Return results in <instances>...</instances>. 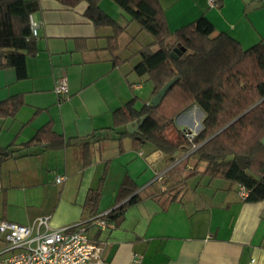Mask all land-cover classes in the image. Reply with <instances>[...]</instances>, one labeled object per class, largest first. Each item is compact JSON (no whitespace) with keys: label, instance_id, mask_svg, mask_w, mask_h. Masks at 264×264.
<instances>
[{"label":"crops","instance_id":"0c3cea01","mask_svg":"<svg viewBox=\"0 0 264 264\" xmlns=\"http://www.w3.org/2000/svg\"><path fill=\"white\" fill-rule=\"evenodd\" d=\"M159 1L172 32L205 17L215 34L226 33L244 50L264 46V0H220L215 7L208 0ZM112 2L101 6L124 29L116 50L110 48L113 28H96L86 16L87 1L70 7L38 0L31 15L39 24L37 53L27 58V78L0 70V102L24 100L14 117H0V222L32 225L49 216L59 228L110 213L114 229L89 230L104 249L105 264H133L137 256L144 264H264V200L243 201L238 184L203 175L205 163L176 165L182 150L168 157L124 136L127 126L115 127L117 109L134 99L140 109L141 99L149 104L154 97L148 76L134 72L153 38ZM61 78L69 88L63 101L54 91ZM49 124L64 148L24 146ZM58 176L65 177L60 184ZM126 178L125 194L135 191L126 199L137 201L114 221L112 211L125 202L118 201ZM98 189L91 212L85 204ZM5 246L0 240V253Z\"/></svg>","mask_w":264,"mask_h":264},{"label":"trees","instance_id":"16d2710c","mask_svg":"<svg viewBox=\"0 0 264 264\" xmlns=\"http://www.w3.org/2000/svg\"><path fill=\"white\" fill-rule=\"evenodd\" d=\"M75 7L88 2L86 16L96 28L112 27V50L118 47V37L123 28L106 14L102 0H61ZM126 15L129 22L137 23L148 32L153 42L140 52L141 61L134 72L148 76L153 84V95L177 78L158 106L144 104L137 109L134 99L114 112L115 127L146 117L138 133L130 135L139 145L150 144L168 157L192 144L185 130L175 126V117L196 106L203 113L201 130L194 144L196 155L205 163L201 172L205 176L224 179L248 189L247 202L264 200V46L256 45L244 50L226 33L215 34L214 25L201 17L175 32L168 26L159 0H112ZM38 0H0V70L14 69L18 80L27 78L26 62L37 53L36 39L32 36L30 17L38 10ZM173 40V42H171ZM182 46L186 49L177 59L172 51ZM158 46L154 51L153 47ZM24 105L23 96L0 102V117H14ZM47 143L54 149L64 148V139L57 135L52 125H46L24 146ZM140 147V146H138ZM122 183L119 205L112 211V220H118L126 208L137 201L129 199L135 191ZM100 189L91 191L85 208L96 212Z\"/></svg>","mask_w":264,"mask_h":264},{"label":"built area","instance_id":"2783aa9c","mask_svg":"<svg viewBox=\"0 0 264 264\" xmlns=\"http://www.w3.org/2000/svg\"><path fill=\"white\" fill-rule=\"evenodd\" d=\"M212 7L218 5L220 0H208ZM32 36L39 37V24L30 17ZM60 100H66L69 95L67 80H58L54 89ZM185 135L192 144L188 149L190 157L199 146L194 144L196 132L186 131ZM180 159L179 164L183 160ZM165 173L160 175L163 178ZM65 177L58 176L57 183H62ZM238 195L241 200H246L249 191L239 185ZM108 214H98L76 224L54 228L51 226L50 217L38 218L32 225H22L16 222H0V240L6 246L0 253H9V256L0 257V264H105L103 247L89 236L92 226L100 229H114L115 223ZM133 264H144L143 257L137 256Z\"/></svg>","mask_w":264,"mask_h":264},{"label":"rangeland","instance_id":"374dc122","mask_svg":"<svg viewBox=\"0 0 264 264\" xmlns=\"http://www.w3.org/2000/svg\"><path fill=\"white\" fill-rule=\"evenodd\" d=\"M110 1H112V0H110ZM112 3H115V2H112ZM100 6H101V3H100ZM101 8H102V6H101ZM145 33H146L145 35H150L148 32H145ZM145 87H146V89H150V91H151V86H150L149 82H146ZM147 98L148 97L141 99V101L139 102V107H142L145 104L144 102H146L145 100ZM202 118H203V113L201 112V110H199L195 107L191 108V109L188 108V109L182 111L181 113H179L175 117L174 123H175L176 127L187 126L189 128L186 129V131L188 130V131H193V132L198 133L201 130ZM182 130H184V129H182ZM187 151H189V150L188 149L182 150L181 153L177 156V158L184 159L188 155ZM187 159H189L190 161L189 160L188 161L191 163H194V161H196L195 163H197V162L199 163L196 155L186 157V159L183 161H186ZM182 165H184V164H182ZM197 165H195V166L197 167ZM199 167L202 168L203 164L201 163L199 165Z\"/></svg>","mask_w":264,"mask_h":264},{"label":"water","instance_id":"95a60500","mask_svg":"<svg viewBox=\"0 0 264 264\" xmlns=\"http://www.w3.org/2000/svg\"><path fill=\"white\" fill-rule=\"evenodd\" d=\"M185 51H186V49H185L184 47H182V46L179 45L178 48H175V49L172 51L171 56H172L173 58L177 59V58H178L179 56H181L182 53L185 52ZM176 80H177V78L174 79V80H172V81H170L169 83H167V84H166V85H165V86L159 91V93L156 94V95L153 97V99H152V101H151V104L154 105V106H158V105L162 102V100H163L164 96L166 95L167 91H168V90L174 85V83L176 82ZM145 120H146V117H143V118L140 120V122H138V121H134V122L128 124V125H127V131H128V133L131 134V135L134 134V133H138L140 127L143 125V123H144ZM262 143H263V145H264V139L262 140ZM0 154H1V153H0Z\"/></svg>","mask_w":264,"mask_h":264}]
</instances>
